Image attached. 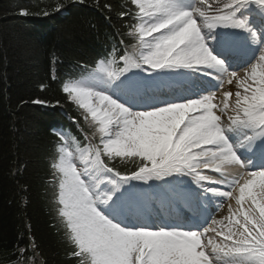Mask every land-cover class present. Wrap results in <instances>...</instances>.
Wrapping results in <instances>:
<instances>
[{
  "label": "snow or ice",
  "instance_id": "obj_1",
  "mask_svg": "<svg viewBox=\"0 0 264 264\" xmlns=\"http://www.w3.org/2000/svg\"><path fill=\"white\" fill-rule=\"evenodd\" d=\"M253 2L264 7V0H227L222 8L215 0L191 8L180 0H131L135 12L117 15L131 17L124 34L137 41L134 50L113 47L88 81L63 84L91 129L73 118L82 136L71 138L73 151L53 129L59 157L50 167L75 264H264V166L247 158L258 151L264 159V47L254 63L230 71L202 35L218 26L247 29L240 11ZM52 7L60 12L65 4ZM189 73L207 77L208 86ZM225 84L235 90L221 92ZM117 159L135 166L122 172ZM214 200L221 201L217 211L228 202L223 220L209 213ZM38 247L29 235L12 264H33Z\"/></svg>",
  "mask_w": 264,
  "mask_h": 264
},
{
  "label": "trees",
  "instance_id": "obj_2",
  "mask_svg": "<svg viewBox=\"0 0 264 264\" xmlns=\"http://www.w3.org/2000/svg\"><path fill=\"white\" fill-rule=\"evenodd\" d=\"M58 2L0 0V260L5 263H12L16 246H26L31 235L39 246L33 263L75 264L51 198L53 129H69L81 138L68 115L89 128L62 87L83 77L113 47L119 54L137 44L124 34L131 17L117 15L118 9L135 12L131 0H99L112 5L111 13L96 0H63L65 8L55 12ZM21 7L31 14L20 16ZM45 9L49 16L37 14ZM41 83L47 85L43 91ZM37 98L49 103H31ZM113 163L122 172L135 166L130 160Z\"/></svg>",
  "mask_w": 264,
  "mask_h": 264
},
{
  "label": "bare ground",
  "instance_id": "obj_3",
  "mask_svg": "<svg viewBox=\"0 0 264 264\" xmlns=\"http://www.w3.org/2000/svg\"><path fill=\"white\" fill-rule=\"evenodd\" d=\"M180 4L185 7V8H191L194 6L195 4V0H180ZM211 237H215V239L217 240V242H220L221 240L219 239L220 236H216L215 234L212 233V235H210Z\"/></svg>",
  "mask_w": 264,
  "mask_h": 264
},
{
  "label": "rangeland",
  "instance_id": "obj_4",
  "mask_svg": "<svg viewBox=\"0 0 264 264\" xmlns=\"http://www.w3.org/2000/svg\"><path fill=\"white\" fill-rule=\"evenodd\" d=\"M261 37H262V35L258 38V41H260V42L262 43L263 41H262ZM149 39H150V38H149ZM244 52H245V50H244ZM255 61H256V60H255ZM255 61H254V62H255ZM251 64H252V63H251ZM195 74H196V73H194V76H195ZM88 80H89V79H86V80H83V81H88ZM95 82H96L97 84H102V83H103V81H100V82H99V80H96ZM186 179H190V178H186ZM216 203L221 204V201H220V200H216ZM219 211H220V210H219ZM213 234H214V233H213ZM208 235L210 236V235H212V233L210 232ZM219 239L222 241V240H223V237L220 236Z\"/></svg>",
  "mask_w": 264,
  "mask_h": 264
}]
</instances>
